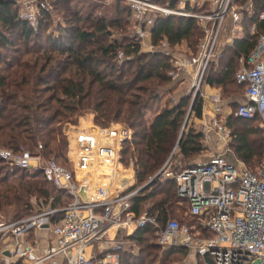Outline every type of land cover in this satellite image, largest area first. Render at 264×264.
Returning <instances> with one entry per match:
<instances>
[{
    "label": "trees",
    "instance_id": "16d2710c",
    "mask_svg": "<svg viewBox=\"0 0 264 264\" xmlns=\"http://www.w3.org/2000/svg\"><path fill=\"white\" fill-rule=\"evenodd\" d=\"M49 2V8L39 5L38 28L33 29L19 18L16 1L0 0V149H22L44 159L52 155L62 159L66 140L60 123L73 122L79 109H87L101 127L121 123L130 129L131 139L122 144L119 160L122 166H127L128 159L133 162V188L142 187L158 173L174 146L179 155L173 166L175 173L202 164L192 162L205 150L202 134L187 127L190 114L201 118L199 96L192 101L188 94L180 96L176 103L166 101L152 119H147L160 102L161 91L166 90L170 96L177 90L171 77L175 71L171 52L180 48L192 56L198 51L203 33L196 21L155 16L150 42L154 47L165 42L166 48L142 53L140 43L129 32L132 12L126 3L117 0L108 8L96 0ZM251 2L252 12L245 9L241 15L248 26H256V33L236 40L222 51L217 64L208 65L202 84L245 91L246 85L238 84L235 74L240 60L254 49L257 35L264 34V20H259L264 0ZM171 6L175 7V1ZM207 9L205 4L200 11ZM111 12L112 18L103 15ZM51 27L55 30L48 34ZM112 28L119 30L117 37ZM118 53L124 57L121 62ZM227 126L231 130L229 149L233 156L254 170L264 155L259 118L233 117ZM55 160L65 165L64 161ZM32 198L51 209L62 208L71 201L70 196L47 182L41 171L11 168L0 160V215L9 219L6 222H15L34 214L39 209L34 210ZM179 202L187 214L188 203L177 197L176 184L155 179L139 191L131 210L136 215L148 212L161 227L170 220L194 227L197 220L188 214L193 224L176 219ZM60 217L61 214L56 215L52 222ZM155 231L146 227L130 235L127 239L135 243L138 251H121L119 264H168L170 257L188 253L182 247L161 252ZM197 259L202 264H213L209 255Z\"/></svg>",
    "mask_w": 264,
    "mask_h": 264
},
{
    "label": "built area",
    "instance_id": "2783aa9c",
    "mask_svg": "<svg viewBox=\"0 0 264 264\" xmlns=\"http://www.w3.org/2000/svg\"><path fill=\"white\" fill-rule=\"evenodd\" d=\"M14 1L19 5V18L37 29L40 1ZM122 1L132 12L134 35L141 43L150 38L155 16L196 21L203 33L197 53L173 61L176 70L193 69L194 97L208 65L219 59L218 45L226 22H239L244 10L238 0H163L164 5L157 2L160 0ZM248 1L247 6H252ZM205 4L208 9L200 11ZM259 20H264V11ZM255 33L252 28L251 34ZM165 48L163 42L150 47L148 53ZM117 59L124 60L122 53ZM171 77L176 76L171 73ZM235 80L246 85L235 117L259 118L264 147V34L257 35L256 45ZM219 111L215 107V113ZM217 116L204 126L202 137L207 139L213 132L228 142L230 130ZM92 121L79 117L77 125L63 128L66 165L53 159L44 161L40 155L22 149H0V160L9 167L41 171L47 182L71 197L62 208L38 210L15 222L0 221V264H119L127 238L146 227L156 230V242L163 250L182 247L194 256L209 255L213 264H264V155L254 170L217 154L173 174L169 172L173 152L149 181L174 182L177 197L188 203L187 214L197 224L189 227L170 220L161 227L148 212L136 215L131 210L140 189H132L133 165L122 168L119 160L122 144L131 139L130 129L119 124L101 127ZM58 214L61 217L52 222Z\"/></svg>",
    "mask_w": 264,
    "mask_h": 264
},
{
    "label": "crops",
    "instance_id": "0c3cea01",
    "mask_svg": "<svg viewBox=\"0 0 264 264\" xmlns=\"http://www.w3.org/2000/svg\"><path fill=\"white\" fill-rule=\"evenodd\" d=\"M186 8L187 10H191V7H186ZM197 10H199V8H197ZM244 20L247 19H245L244 17L242 18L241 15V19L237 23H233L230 20L226 22L218 45V52L220 56H221L220 53H222V51H224L225 49L232 47L236 40H241L247 37L249 38V36L253 35L251 34L252 28H254V31L256 32V26L251 23L248 26V24ZM150 39L151 37L145 41L146 43H143V45L144 44L145 45L141 47L142 53H148L149 48L152 47ZM171 53H172L171 54L172 63L176 58L182 59L190 56V55H186L185 53H181L174 50ZM249 55L247 56V58L249 57ZM247 58H242L240 60L238 70L240 69L241 66H243L246 63ZM218 60L215 61L214 64H217ZM192 70L193 69H188L187 72H181L180 70L175 69L176 77L174 78V81L177 87L183 86L186 89L189 87V85H191ZM200 98L202 100L201 118L199 119L193 118L194 126H195L194 129L202 134L204 126L210 123V121L216 115H218L217 116L218 119L224 122L226 127L230 130V128L227 126V122L230 120V118L233 117L237 118L235 117V110L236 107H238L242 103L243 94L239 93L235 89H222L216 86L211 87L208 86L206 83H203L201 85ZM213 98L217 99V102L212 101ZM159 103H161V100ZM173 103L176 102L173 101ZM215 107H219L220 109L218 114L215 113ZM158 109H160L159 106L157 107L156 111H159ZM230 141H231V130H230V140L228 142L219 139L213 132L209 134L207 139H203L202 137V143L205 148L204 151L211 153L208 156L204 157V159L196 163H204L209 159L210 156L217 154L224 155L230 161H238L239 163H241L238 159L235 158V156H233L232 152L230 151L229 149Z\"/></svg>",
    "mask_w": 264,
    "mask_h": 264
},
{
    "label": "rangeland",
    "instance_id": "374dc122",
    "mask_svg": "<svg viewBox=\"0 0 264 264\" xmlns=\"http://www.w3.org/2000/svg\"><path fill=\"white\" fill-rule=\"evenodd\" d=\"M40 1V0H39ZM50 0H46V2L45 1H40V2H38L39 3V5L40 6H44V7H46V8H49V2ZM97 2H99V3H101L102 2V4L103 5H105V7H108V8H110L111 7V5H113L114 3H116V1L117 0H96ZM119 1H121V3H126L125 1H122V0H119ZM163 1V0H162ZM160 5H164L163 3H165L164 1H163V3L162 2H158ZM247 3H249V1L247 0ZM247 3H246V1H243L242 2V0L240 1H238V6L240 7V8H242V9H248L250 12H252V9H253V6H247ZM255 9V8H254ZM100 11H102V8L100 9ZM103 15H105L106 16V18H112L113 17V15H112V12H111V14H108V13H103ZM56 18V17H55ZM132 22H133V19L131 20ZM55 22H56V19H55ZM63 23V22H62ZM55 29H54V27H51L49 30H48V34H49V32H53ZM112 33H113V36L114 37H117L120 33H119V30H117V29H115V28H112ZM129 32L131 33V34H135V25H134V22H133V25H132V23H131V26H129ZM55 33V32H54ZM139 43H140V46L142 47V46H144L143 45V43H146L145 41H142V43L140 42V40H137ZM14 47H17V45L16 46H14ZM182 48V50L184 51L185 50V48H184V46L183 47H181ZM142 49V48H141ZM180 49V48H179ZM179 49H177V51L178 52H181L182 53V51H180ZM142 52V51H141ZM190 57V56H189ZM8 60H9V57H8ZM1 67V66H0ZM174 74L176 73L175 71L173 72ZM176 86V85H175ZM174 86V87H175ZM195 90L196 89H193L192 87H191V85H189V87L188 88H184L183 86H179V87H177V90H175L173 93L171 92V94H170V96L168 95V94H166V90H163V91H161V103H159V108L160 109H158V110H161L162 108H163V106H164V103L166 102V101H174V102H177L178 101V99H179V97L180 96H182V95H191V98H190V101H192V99L194 98V93H195ZM239 93H241V94H243L244 93V90L243 89H241V90H239ZM201 94V88H200V90H198L197 92H196V95H195V97H197V96H199ZM200 97V96H199ZM157 106V107H158ZM157 107L155 108V111L153 112V113H150V114H148V116H147V119L148 120H150V119H152V117L158 112V111H156V109H157ZM188 113V110H187V112H186V114ZM79 117H90V118H92V123L94 122V124H97V123H95V116H94V114H93V112L92 111H90V110H87V109H79L78 110V113H77V115H76V117H72V119H73V122H61L60 124H61V131H62V135H63V138L66 140L67 138L65 137V135L63 134V128L65 127V126H67V125H77L78 124V118ZM112 124H115V123H112ZM117 124H121V123H117ZM98 125V124H97ZM111 125V124H110ZM187 127H190V128H194L195 126H194V119H193V115L192 114H190L189 115V118H188V122H187ZM251 127H253V128H256V126H251ZM185 131H186V129H185ZM65 150H66V148H65ZM64 152L65 151H63V154H64ZM174 152V156L172 157V160H171V166H170V168H169V172H171V173H173V174H175V172H174V167L173 166H175L176 165V163H177V157H179V155H178V148L176 147V146H174V148L172 149V153ZM171 153V154H172ZM211 152H205V151H203V153H201V154H199V155H197L196 156V158H194V160L192 161V162H198V161H201L202 159H204V157H206V156H208L209 154H210ZM63 154H62V159H60V157L59 158H55L53 155L52 156H49V157H47V158H43V160L44 161H47L48 159L49 160H55V159H57V160H59V162H61V160H62V162L64 161L65 162V160L63 159ZM212 156H214V155H212ZM212 156H210V157H212ZM209 157V158H210ZM55 158V159H54ZM170 158V156L168 157V159ZM167 159V160H168ZM166 160V161H167ZM56 161V160H55ZM242 163V162H241ZM130 164H132L133 165V162L131 161V159H128V161H127V166H121L122 168H128L129 167V165ZM65 165H66V162H65ZM245 166V165H244ZM133 167V166H132ZM246 167V166H245ZM246 168H248V167H246ZM249 169H251V168H249ZM153 178V177H152ZM150 180V179H149ZM148 180V181H149ZM134 182H135V180H134ZM145 185V184H144ZM143 185V186H144ZM142 186V187H143ZM133 187H134V185H133ZM132 189H141V187L140 188H132ZM42 201L40 200L39 202H36V200L34 199V198H32L31 199V203H32V206H33V208H34V210H37V209H39V210H47L49 207H47V206H42L40 203H41ZM146 206V205H145ZM146 208H147V206H146ZM184 208V206L183 205H181L180 204V202H179V207L175 210V216H176V219H178V220H182L183 222H185V223H187V224H193L194 222H192V220L193 219H191L190 217H188L187 216V214L185 213V210L183 209ZM9 219H6V218H4L3 216H1L0 215V221H8ZM194 221V220H193ZM123 252L124 251H129V252H131V253H137V251H138V248H137V246L135 245V243L133 244V243H131V242H127L126 243V245L124 246V248H123V250H122ZM162 251H164L162 248H161V252ZM187 252H188V250H187ZM199 260L197 259V256H194V254L193 253H187V254H184V255H181V254H176V255H174L173 257H170V260H169V263L168 264H202V263H200V262H198Z\"/></svg>",
    "mask_w": 264,
    "mask_h": 264
},
{
    "label": "water",
    "instance_id": "95a60500",
    "mask_svg": "<svg viewBox=\"0 0 264 264\" xmlns=\"http://www.w3.org/2000/svg\"><path fill=\"white\" fill-rule=\"evenodd\" d=\"M194 98H195V97H194ZM194 98H193L192 100H194ZM154 180H155V179H153V180L147 182L143 187H141L140 191L143 190L144 188H147L148 186H150L151 183H152Z\"/></svg>",
    "mask_w": 264,
    "mask_h": 264
}]
</instances>
